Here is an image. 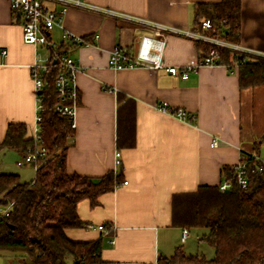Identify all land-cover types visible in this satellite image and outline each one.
I'll use <instances>...</instances> for the list:
<instances>
[{"label":"crops","instance_id":"0c3cea01","mask_svg":"<svg viewBox=\"0 0 264 264\" xmlns=\"http://www.w3.org/2000/svg\"><path fill=\"white\" fill-rule=\"evenodd\" d=\"M84 2L116 15L69 7L60 25L49 32L48 39L65 45L78 66L75 126L65 168L69 174L91 178L118 172L122 179L112 192L99 196L97 206L81 200L76 211L84 225L66 229L65 234L75 242L101 238L104 261L154 264L159 257L170 258L179 247L173 233L178 231L180 242V229L170 223L171 197L194 192L199 186H217L221 168L238 161L240 148L258 153L256 144L264 135V87L240 88L237 69L229 72L223 65L202 66L189 72L185 80L164 68L116 71L109 67L114 47L125 48L133 56L143 34L163 41L164 67L195 62L202 54L196 42L172 32L154 34L141 23L197 31L196 5L220 0ZM240 9L237 45L264 56V0H240ZM65 32L83 43L63 42ZM48 58L47 49L22 42L21 18L14 16L9 0H0V142L9 123L24 124L32 137L36 97L30 67L45 64ZM118 93L135 103L132 148L117 149L115 145ZM161 102L183 109L187 120L158 110L156 105ZM213 140H217L215 145ZM116 151L121 160L118 168L114 165ZM0 156L3 171L15 167L14 163L18 166L22 155L8 149L1 150ZM99 225L104 230H98ZM0 254L6 260L7 255Z\"/></svg>","mask_w":264,"mask_h":264},{"label":"trees","instance_id":"16d2710c","mask_svg":"<svg viewBox=\"0 0 264 264\" xmlns=\"http://www.w3.org/2000/svg\"><path fill=\"white\" fill-rule=\"evenodd\" d=\"M240 13V0L197 4L195 27L199 30L200 21L208 19L220 38L237 44ZM196 47L201 52L208 49L200 42ZM58 48L66 50L63 44ZM218 65L229 72L237 69L240 88L264 87L263 56L219 50ZM56 72L54 63L41 75L43 87L38 94L44 109L40 146L46 157L38 159L29 182H21L16 174L0 173V207L11 204L8 214L0 217V252L7 255L5 264H117L102 259L101 238L75 242L65 234L66 229L84 225L76 211L81 200L97 206L99 196L112 192L122 178L118 172L99 178L66 172V150L74 129L67 117L54 111ZM115 145L117 149L135 145V103L121 93L117 94ZM35 146L24 124L9 123L0 151L15 149L22 155ZM220 172V182L229 181V189L221 192L218 185L199 186L194 192L173 195L170 201L171 226L206 230L201 240L213 248V258L185 254L178 247L170 258L159 257L157 264H264V169L258 172L250 166L246 189L237 185L231 166Z\"/></svg>","mask_w":264,"mask_h":264},{"label":"built area","instance_id":"2783aa9c","mask_svg":"<svg viewBox=\"0 0 264 264\" xmlns=\"http://www.w3.org/2000/svg\"><path fill=\"white\" fill-rule=\"evenodd\" d=\"M14 16L21 18V39L27 45H40L49 51V58L45 64L39 65L34 63L30 67V79L33 85V91L36 97V108L32 139L35 143L34 149H28L22 154L17 162L18 166L37 167L38 159L43 160L46 157V150L40 146L42 113L44 111L41 103L40 93L43 82L41 75L45 73L55 63L57 72L53 79L56 91V102L54 111L59 117H67L71 122V128L74 129V114L77 106L78 90L75 83L78 66L70 55L69 51L62 52L58 45L48 39L49 32L54 26L60 25L62 15L69 7H77L85 10L102 12L104 14L116 15L109 10L97 8L84 2V0H9ZM47 4L58 5L59 9H51ZM134 19V18H132ZM141 23L140 20H137ZM145 25L154 34L162 32H172L193 40L194 42L205 43L208 49L202 52L195 62L183 67H164L161 62V51L163 41L152 34H143L137 44L133 56H130L125 48L114 47L108 59V65L113 70L132 69L137 67H147L152 70L165 69L171 75H179L185 80L188 73L196 71L202 66H216L219 60V50H229L237 53L259 55L240 48L237 44L228 42L220 38L208 19L200 21V27L197 31H178L175 29L165 28L162 25L143 21ZM63 42H71L74 44H82L83 40L74 37L68 33H63ZM263 56V55H259ZM264 57V56H263ZM158 110L164 111L178 119L187 120L186 112L181 108H171L165 102L156 105ZM194 116H191V120ZM214 145L217 140H213ZM264 143V139L261 141ZM256 162H259L256 164ZM258 172L264 169V160L254 151H247L240 148L238 161L231 166V170L235 173L237 185L242 189H246L248 185V169L252 165ZM114 165L118 168L121 165L120 152L116 151L114 155ZM126 184V182H123ZM231 186L230 182L225 178L218 184L219 191H225ZM11 207H0V217L8 214ZM91 227V226H88ZM98 230H104L102 225L97 226ZM189 238V230L184 228L180 230V242L184 243ZM123 264H139V263H123ZM157 264V261L154 263Z\"/></svg>","mask_w":264,"mask_h":264},{"label":"rangeland","instance_id":"374dc122","mask_svg":"<svg viewBox=\"0 0 264 264\" xmlns=\"http://www.w3.org/2000/svg\"><path fill=\"white\" fill-rule=\"evenodd\" d=\"M40 47H42L44 50L46 49L43 46ZM257 146H259L258 155L260 159L264 160V143H259ZM13 165L15 167L10 165L2 171L4 167L2 157L0 156V173L19 175L21 182H28L33 179L35 173V169L33 167H18L15 165V163ZM205 233L206 230L204 229H190L189 238L183 244L179 242L178 231L174 232L173 234L177 238V246L181 247L185 254L204 257L206 260H210L213 258L214 250L212 247L207 245V243L201 240L202 235ZM1 255L2 254H0V264H5L6 261L2 259Z\"/></svg>","mask_w":264,"mask_h":264}]
</instances>
